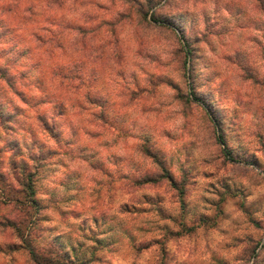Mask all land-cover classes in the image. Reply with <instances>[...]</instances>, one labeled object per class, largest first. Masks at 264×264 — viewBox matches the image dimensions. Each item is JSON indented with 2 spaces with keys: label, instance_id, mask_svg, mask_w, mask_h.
I'll list each match as a JSON object with an SVG mask.
<instances>
[{
  "label": "rangeland",
  "instance_id": "1",
  "mask_svg": "<svg viewBox=\"0 0 264 264\" xmlns=\"http://www.w3.org/2000/svg\"><path fill=\"white\" fill-rule=\"evenodd\" d=\"M39 20L51 24L35 34ZM103 20L120 21L112 37ZM0 68V219L23 218L38 254L264 264V0H77L48 14L0 0ZM23 164L39 203L25 217L8 198ZM0 264H32L1 226Z\"/></svg>",
  "mask_w": 264,
  "mask_h": 264
},
{
  "label": "trees",
  "instance_id": "2",
  "mask_svg": "<svg viewBox=\"0 0 264 264\" xmlns=\"http://www.w3.org/2000/svg\"><path fill=\"white\" fill-rule=\"evenodd\" d=\"M30 1V0H28ZM68 1H73V2H76L77 0H41V7L43 8V10L45 11V14L47 13L48 14V11H53L55 9H60L64 4H66ZM16 4H18V2L16 1ZM11 8V7H10ZM10 8H6V9H10ZM32 10V6H31V2L26 4L23 8V12L24 13H29L30 11ZM142 15L144 16V19L145 18V15L144 13H142ZM47 19V18H46ZM43 20V18H42ZM39 20V22H36L35 24V34H38V32H44V31H47L48 30V26L47 25H43L42 22H45L46 24L50 25L51 23L47 22V20ZM153 20H155V18L153 17ZM104 22V25L107 26V28L109 29L108 33H110L109 35L112 37L114 31H115V27L120 23V21H106V20H103ZM115 26V27H114ZM83 26L82 25H78V26H75V30L77 31V33L82 36V34L84 33L83 32ZM35 39H37V42H39L40 45H42L43 43H48L49 42V39H45V38H42L40 37V35H34L33 36ZM41 38V39H40ZM180 40H185L184 36L182 35L181 37H179ZM188 46V45H187ZM189 47V46H188ZM191 50L190 48L187 49V52L185 51V55L188 56V54H190ZM110 54H111V57H117L116 55V52L114 50H112V48H110ZM0 70H2L3 72H5V69L4 68H0ZM1 72V71H0ZM191 95L193 97H196L195 95V92L191 90ZM143 152L144 154L151 158L152 161L157 164V166H159L160 170L163 172V173H167L166 172V168L162 165L161 161L158 160V158L155 156V154L149 149L148 146H144L143 147ZM14 163L11 162V165H13ZM20 169V173L22 174V178L19 180V179H15L18 187L17 189L15 190V194H20L21 197H22V200H20V198L18 197H15V194H11V192L9 191V195L8 198H9V201L12 203H17L19 204L21 201H24V206H18V207H14L15 209L13 210L12 213H15L16 215L17 212L19 213H22L23 216H27L29 213H30V209H31V212L33 213H37L35 211H37L39 209V203L38 201L36 200L35 196H36V191H35V188H34V181H33V177H34V173H27L25 171V166L24 164L21 165V167H19ZM170 175V174H169ZM166 176V178L171 181L172 177L171 175L170 176ZM152 180L149 179V178H145L144 182L145 183H149L151 182ZM2 193L5 191L3 189H1ZM182 196H183V190H179V198H180V201H182ZM14 197V198H13ZM23 203V202H22ZM25 205H28V206H25ZM21 210V211H20ZM25 213V215H24ZM0 226L4 229H9L11 230V232L15 235V237L18 239V240H21L23 245L25 246V250L27 251L28 253V256H29V259L30 261L32 262V264H70V263H66L65 261L64 262H61L59 260H57V255H55L53 252L49 255H40L38 254V252L36 251V246L32 243L31 240H26V237L23 236V231H22V222H23V218L20 219V216L17 218V219H11L7 216H2L1 219H0ZM25 238V239H24ZM50 251V250H49ZM51 252V251H50ZM55 255V257H52L51 255ZM53 258H56L53 259Z\"/></svg>",
  "mask_w": 264,
  "mask_h": 264
}]
</instances>
